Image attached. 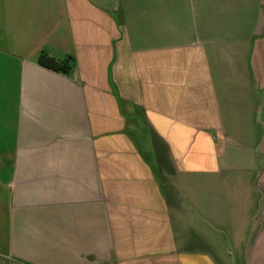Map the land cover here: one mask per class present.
Instances as JSON below:
<instances>
[{"label":"crops","instance_id":"crops-1","mask_svg":"<svg viewBox=\"0 0 264 264\" xmlns=\"http://www.w3.org/2000/svg\"><path fill=\"white\" fill-rule=\"evenodd\" d=\"M104 262L264 264V0H0V264Z\"/></svg>","mask_w":264,"mask_h":264},{"label":"trees","instance_id":"trees-1","mask_svg":"<svg viewBox=\"0 0 264 264\" xmlns=\"http://www.w3.org/2000/svg\"><path fill=\"white\" fill-rule=\"evenodd\" d=\"M39 61L42 65L54 70L69 71L71 64L68 61H59L46 53L40 55ZM102 264H114L111 262H104Z\"/></svg>","mask_w":264,"mask_h":264}]
</instances>
